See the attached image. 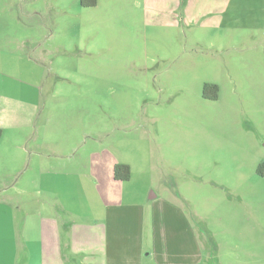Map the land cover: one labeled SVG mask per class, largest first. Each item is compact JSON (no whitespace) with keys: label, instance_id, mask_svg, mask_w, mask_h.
<instances>
[{"label":"rangeland","instance_id":"1","mask_svg":"<svg viewBox=\"0 0 264 264\" xmlns=\"http://www.w3.org/2000/svg\"><path fill=\"white\" fill-rule=\"evenodd\" d=\"M0 91V177L26 189L20 205H0L28 220L19 263L38 256L36 167L57 164L76 221L158 200L191 225L195 264H264V0H0ZM16 134L42 157L16 152ZM116 163L131 166L130 182L113 178ZM139 241L140 256H106L93 241L85 262L67 247L57 261L164 264Z\"/></svg>","mask_w":264,"mask_h":264},{"label":"crops","instance_id":"2","mask_svg":"<svg viewBox=\"0 0 264 264\" xmlns=\"http://www.w3.org/2000/svg\"><path fill=\"white\" fill-rule=\"evenodd\" d=\"M4 94L3 91H0V96L3 99L5 98ZM3 101L0 104V128L2 129L0 161L9 156L3 146L7 137L5 116L1 114L4 113ZM17 135L12 138L10 136L15 141L16 152H35V155H43V151L31 150L27 143L21 142V139L25 138L24 140H26L27 135L22 134L19 137ZM7 169L6 176L10 174L11 180L14 179L15 175L21 173L15 171L16 167ZM69 174L70 171L66 170L65 167L60 169L57 164H51L48 168L36 167V176L33 178L32 184L35 185L36 193L38 192V196H40L38 199L40 204L37 215L34 216L37 220L38 231L35 237L36 242L32 244H35L38 249L37 259L34 263L29 261L18 262L20 247L27 243L30 233L26 230L28 220L25 218L22 220L21 216L14 212H7L0 214V254H4L2 255L3 258L0 259V264H70L57 261V255L61 254V250L66 247L77 251L85 262L86 256L84 254L90 251V245L93 241L95 244L99 243L100 249L105 250L106 256L108 249L112 247L117 258L123 259L124 257L125 259L126 256H133L135 253L140 256L143 252L139 240L141 243H145L149 239L151 242H146V245L148 247L152 245L157 258L162 259V263H196L201 245L197 236L192 233L191 225L184 216L174 212L173 209L172 212H168L167 205L163 204L161 208L156 207L160 204L158 200L151 201L150 212L147 210L140 211L139 214L124 212L122 203H116L112 207L115 208L114 210L108 211V207L105 206L103 215L90 218L89 214H82V219L76 221L75 213L68 206L71 193ZM132 177L131 175V178L126 182H130ZM5 180H7L6 177H0V205L3 204L12 209L13 205L21 204V197H25L26 189L25 185L21 186L12 181L5 182ZM119 195L122 196V192ZM151 198H155V196L153 195ZM48 206L63 212L64 217L55 218L54 214H49L47 212ZM120 235L122 238H126L127 242L117 248L113 238L120 237ZM83 262L81 263L83 264Z\"/></svg>","mask_w":264,"mask_h":264},{"label":"trees","instance_id":"3","mask_svg":"<svg viewBox=\"0 0 264 264\" xmlns=\"http://www.w3.org/2000/svg\"><path fill=\"white\" fill-rule=\"evenodd\" d=\"M83 5H95L97 0L85 1L82 0ZM203 95L205 98L217 99L219 96V87L214 83H205ZM2 129L0 128V137ZM257 173L264 177V161L259 163L256 169ZM114 178L116 180L126 181L131 178V166L128 163H116L114 166Z\"/></svg>","mask_w":264,"mask_h":264}]
</instances>
